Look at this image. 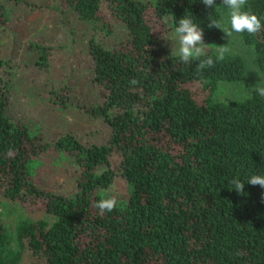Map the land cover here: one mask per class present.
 <instances>
[{"label": "trees", "instance_id": "16d2710c", "mask_svg": "<svg viewBox=\"0 0 264 264\" xmlns=\"http://www.w3.org/2000/svg\"><path fill=\"white\" fill-rule=\"evenodd\" d=\"M64 4L81 22L101 23L103 6L117 19L99 27L113 45L88 40L90 83L105 90L90 110L111 136L102 145L72 133L47 140L15 118L13 68L0 59V196L45 215L21 218L14 232L0 219V264H264V188L247 183L264 175V96L212 99L221 82H239L245 73L238 54L216 60L223 32L209 24L228 14L223 0L213 7L201 0ZM245 10L264 25V0H247ZM184 16L202 28L214 66L197 71V60L181 62L161 41L157 26L175 30ZM7 19L0 4V26ZM239 37L264 72V29ZM41 51L37 64L49 67V50ZM48 148L72 156L78 176L67 192L35 180ZM237 177L242 194L232 190ZM120 180L116 207L100 214L95 204ZM27 250L31 259L23 263Z\"/></svg>", "mask_w": 264, "mask_h": 264}, {"label": "rangeland", "instance_id": "374dc122", "mask_svg": "<svg viewBox=\"0 0 264 264\" xmlns=\"http://www.w3.org/2000/svg\"><path fill=\"white\" fill-rule=\"evenodd\" d=\"M0 4L8 13V19L0 26V59L9 58L11 67L7 69L13 68L10 79L14 94L10 113L37 127L47 140L72 133L85 145L107 144L111 128L105 119L94 116L90 110L101 103L105 90L90 83L88 40L94 38L105 46L113 45L99 27L107 21L115 24L116 17L103 6L101 13L105 17L101 23L81 22L64 0H0ZM224 18H228V14ZM157 30L163 44L177 52L179 41L175 30L168 31L164 25L157 26ZM219 46H227L228 53L244 58L245 73L239 82H221L212 99H240L250 94L257 84L264 86V72L257 65L256 55L241 41L239 33H233L231 38L223 33ZM42 47L49 50V67L37 64ZM207 50H210L209 45ZM112 159L115 161L116 154ZM34 167L35 180L51 191H69L78 176L72 156L55 148L41 152L38 165ZM121 187L122 180L107 188L104 195L120 198ZM43 214V211L26 207L19 200L0 196V219L11 232L15 231L21 218L45 217ZM30 259L31 252L27 250L23 263Z\"/></svg>", "mask_w": 264, "mask_h": 264}, {"label": "clouds", "instance_id": "9594fccd", "mask_svg": "<svg viewBox=\"0 0 264 264\" xmlns=\"http://www.w3.org/2000/svg\"><path fill=\"white\" fill-rule=\"evenodd\" d=\"M206 7L215 6V0H201ZM223 5L229 9L228 18L219 20H211L209 27L220 29L228 38L233 36V33L247 32L250 35H255L264 29L261 19L250 11L245 10L247 0H223ZM230 25V27H229ZM177 39L179 41L178 55L181 62L188 64L193 60H197V71L212 67L215 61L211 56L206 55V44L203 42V30L200 26L193 22L190 17L184 16L179 20L178 27L175 28ZM216 60H223L226 53L230 51L227 46H219L217 48ZM201 57H205L201 59ZM136 83V81H132ZM258 95L264 96V86L256 85L252 88ZM247 183L250 185H259L264 188V175H253ZM233 189L237 193H243L245 182L238 177L231 181ZM117 205L115 196L99 200L95 207L99 209L100 214L111 212Z\"/></svg>", "mask_w": 264, "mask_h": 264}]
</instances>
